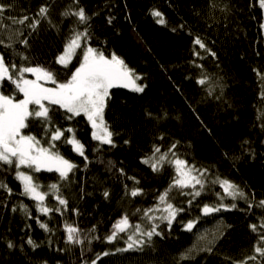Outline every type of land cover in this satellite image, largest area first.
Returning a JSON list of instances; mask_svg holds the SVG:
<instances>
[{
    "label": "trees",
    "instance_id": "16d2710c",
    "mask_svg": "<svg viewBox=\"0 0 264 264\" xmlns=\"http://www.w3.org/2000/svg\"><path fill=\"white\" fill-rule=\"evenodd\" d=\"M0 4L11 5L0 20V39L12 44L11 48L0 45L6 62L42 66L64 82L79 65L80 55L66 68L57 64L56 58L72 29L83 31L85 25L75 16L62 13L83 7L91 17L87 43L106 56L114 52L142 77L136 83L145 86L143 92L123 86L112 88L104 113L115 146L94 141L91 125L82 116L68 120L66 110L49 105L53 125L71 127L88 157L86 161L68 144L57 141L60 154L77 168L65 181L56 172L42 170L34 175V180L44 186L42 191L52 183L60 185L67 208L59 206L52 195L46 205L60 207L63 215L38 212L35 202L21 195L14 167L0 165V181L12 189L8 194L0 188V264H91L104 252L112 254L101 256L96 264H177L180 254L193 245L197 250L191 253L192 258L179 264H233L254 254L258 236L249 225L259 224L264 208L253 206L249 211L247 203L237 199L236 209L203 216L197 205L217 202L216 194H222V189L211 183L217 176L239 185L250 200L253 193L255 201L264 200V82L257 75H264V10L257 6V0H78V4L76 0H0ZM45 5L49 7L48 17L41 19L35 31L9 19L27 15L30 19L26 24L31 23ZM153 10L163 14L165 25L156 22ZM196 37L215 56L194 46ZM24 39L27 45L19 42ZM194 50L200 55L195 56ZM25 76L29 77L27 73ZM201 78H206L204 85L197 82ZM0 91L12 94L14 86L5 81ZM28 125L24 134L35 135L47 147L45 125L31 117ZM173 143H177L174 151L181 159L198 169H208L209 183L191 206L187 204L191 197L173 189L171 202L185 211L171 229L157 220L162 236H153L142 251L117 252L126 247L127 237L121 234L123 239L107 242L104 237L112 225L128 214L132 223L149 227L142 212L136 210L153 207L157 193L167 189L174 176L168 164L153 172L142 161L151 156L154 145L161 146L163 152ZM98 147L100 150L94 151ZM133 187L143 189V194L132 197L128 193ZM223 202L233 203L230 198ZM21 203L30 210V217L20 210ZM13 208L17 210L13 212ZM196 217L200 218L196 227L187 231L183 223ZM65 222L79 226L88 239L93 235L100 239H91L90 244L86 239L83 246L66 244ZM40 223L48 224L52 231L46 232ZM202 234L205 239L198 240ZM29 237L39 247L28 245ZM9 241L15 247L9 248ZM206 247L212 251L201 250Z\"/></svg>",
    "mask_w": 264,
    "mask_h": 264
},
{
    "label": "snow or ice",
    "instance_id": "6c2138e0",
    "mask_svg": "<svg viewBox=\"0 0 264 264\" xmlns=\"http://www.w3.org/2000/svg\"><path fill=\"white\" fill-rule=\"evenodd\" d=\"M78 4V0H76ZM257 6L264 10V0H257ZM11 5L0 4V20L3 19V13L10 8ZM49 12L48 6H41L38 9L36 16L31 18L24 15L20 19H13V24L22 25L26 28L35 31L41 23V19H47ZM152 16L156 18V22L165 25L163 14L158 10L152 11ZM62 15L75 16L77 21L81 25H85L83 31L78 28H73L70 32L63 51L56 58V63L68 67L72 59L76 56L77 51L81 52V58L79 59V66L72 71L68 78L64 82L57 80V75L53 71L44 68L42 66H18L16 63H8L5 61V56L0 53V87L3 86L5 81H8L14 86V92L9 95H5L3 91H0V165H8L14 167L16 179L20 181L22 186L21 195L26 196L33 200L36 204V210L42 214L49 215L53 211L61 212L60 207L50 208L46 205V200L49 195H52L58 202L59 206L67 208L68 201L60 194V185L58 183H52L47 186V190L42 191L44 187L34 180L35 173L43 171L56 172L59 174V179L65 181L69 178V174L73 173L77 165L72 163L60 154L56 148V142L68 144L71 150L83 157L86 161L88 157L85 155V145L76 138L75 131L72 128L61 129L53 125L52 119L49 115V105H57L60 108L66 110V119L72 120L76 116L83 114L87 121L91 124L92 139L98 141L100 145H114L113 132L110 130L109 125L104 120V109L106 107V101L110 96V89L118 86L126 88H132L134 91L143 92V85L137 84L136 81L142 79L135 73L134 69L128 67L125 61L117 56L114 52L110 57L106 56L102 51L93 48L87 43L90 40L88 33V22L91 17L86 13L83 7H79L76 10H65ZM109 23L112 22V18H109ZM3 27V25H0ZM180 27H183L181 25ZM264 27V25H261ZM176 31V29H172ZM22 35V32L18 33ZM11 39V37H9ZM24 45L28 44L27 39L19 41ZM0 45H4L6 48H11L12 44H5L3 39H0ZM199 46L201 49L209 52L212 56H215L214 52H211L205 45V43L199 38L194 39V46ZM193 54L199 56L200 53L194 50ZM27 60V57H23ZM202 67V66H200ZM15 73V75H14ZM26 73H32L35 75V79L26 78ZM258 77L264 82V75L257 73ZM51 82L54 87H46V83ZM198 84L204 85L206 78H201ZM261 96L264 97V83L261 85ZM16 94H22V99H17ZM30 106H32L30 108ZM39 120L43 125L44 134L48 138V146L45 147L41 140L35 135H25L24 129L28 128L29 118ZM65 132L69 135L65 136ZM63 138V139H62ZM163 139V137H161ZM127 143V141H125ZM178 143V142H177ZM177 143L171 144L166 151H161V146H153L151 156L146 157L142 162L150 166L153 172H160L165 164L171 166L174 170V176L168 188L163 192L157 193V202L153 207L147 209H137V213L142 212V216L147 220L149 227L145 228L141 223H132L128 214L122 215L112 225L110 234L106 235L104 239L112 243L113 241L123 239L127 237L125 248L116 249L117 252H126L129 250H143L144 247L151 243L153 236H162L163 233L159 232V224L165 223L168 229H171L173 221L176 220L180 213L185 211L184 207L175 206L170 200V193L173 189L180 190L181 194L191 197L187 204L191 206L193 201L197 197H200L205 190V185L209 183L208 169H198L194 164H189L187 160L181 159L174 151L177 147ZM100 148L94 149L99 151ZM171 154V159L169 155ZM22 168L31 170L24 171ZM123 173V169H119ZM131 179L135 180L134 177ZM135 183H139L135 181ZM212 184H218L222 189V194L217 193V202L215 204H203L201 207L197 205L203 216L213 215L221 211H228L236 209L237 199L244 200L247 203L248 210L250 211L253 206L264 208V200L255 201L252 194L250 200L248 194L237 184L227 178H221L217 176L211 180ZM199 186V187H197ZM0 188L7 191L8 194L12 193V189L8 188L6 184L0 181ZM184 189H189L188 192H184ZM132 197L143 194V189L139 187H133L130 190ZM109 193L104 192L105 198ZM230 198L233 203L225 204L223 201ZM20 210L27 216H31V212L26 205L20 204ZM17 209L13 208L15 212ZM160 212V216H156L153 213ZM199 217L189 219L186 223H183V227L191 232L197 225ZM38 220V218H37ZM39 226L46 232H51L48 224L40 223ZM250 229L253 233H256L258 239L254 245V254L248 256L243 261L233 262V264H248V261H258V264L264 262V218H261L259 224H250ZM64 230L66 232L65 243L69 245L83 246L85 240L91 243V239H100L99 236H92L91 239L84 234V230L80 229L77 225H71L65 222ZM91 232H95V228L91 229ZM124 234V236H121ZM205 239L202 234L198 240ZM27 244L33 249L39 247V245L33 241L30 237L27 239ZM7 246L9 248L15 247V245L9 241ZM197 250L196 245L193 248L188 249L186 252L181 253L177 264L180 261L188 260L192 258L191 253ZM211 252V247L201 249ZM83 254V248H82ZM112 253L104 252L97 254L96 259L91 261V264H96V260H99L101 256H108ZM260 260H258V256ZM44 264H47L45 261ZM84 264H89L85 261Z\"/></svg>",
    "mask_w": 264,
    "mask_h": 264
},
{
    "label": "rangeland",
    "instance_id": "374dc122",
    "mask_svg": "<svg viewBox=\"0 0 264 264\" xmlns=\"http://www.w3.org/2000/svg\"><path fill=\"white\" fill-rule=\"evenodd\" d=\"M78 55H82L81 54V52L78 50L77 51V54H76V56L72 59V61L74 60V59H76V57L78 56ZM71 61V62H72ZM27 75L29 76L28 77V79H35V75L34 74H32V73H27ZM59 78H61V77H59ZM62 79V78H61ZM58 80V79H57ZM59 81V80H58ZM59 82H62V81H59ZM46 87H54V85L51 83V82H48V83H46V85H45ZM16 96H20V98H17V99H22L23 98V96H22V94H16ZM32 106H30V108H31Z\"/></svg>",
    "mask_w": 264,
    "mask_h": 264
},
{
    "label": "bare ground",
    "instance_id": "6f19581e",
    "mask_svg": "<svg viewBox=\"0 0 264 264\" xmlns=\"http://www.w3.org/2000/svg\"><path fill=\"white\" fill-rule=\"evenodd\" d=\"M80 58H81V55H80ZM79 66V65H78ZM77 66V67H78ZM111 90L112 89H110V96H111ZM109 96V97H110ZM80 116H82L85 120H86V122L88 123V121H87V118L83 115V114H81ZM104 120L107 122V120H106V117H105V113H104ZM90 124V123H89ZM108 124V123H107ZM91 125V124H90ZM71 128V127H70ZM111 130V129H110ZM69 134H67V132H66V136H68ZM76 138H78V139H80L79 138V135L76 133ZM63 139V138H62ZM94 140V139H93ZM94 141H96V140H94ZM96 142H98V141H96ZM99 143V142H98ZM88 151H89V149H88ZM88 156L91 158V155L89 154V152H88ZM154 215H156V216H160L161 215V213L160 212H155V213H153Z\"/></svg>",
    "mask_w": 264,
    "mask_h": 264
}]
</instances>
